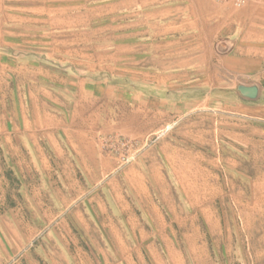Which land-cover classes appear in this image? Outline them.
<instances>
[{
    "label": "rangeland",
    "instance_id": "374dc122",
    "mask_svg": "<svg viewBox=\"0 0 264 264\" xmlns=\"http://www.w3.org/2000/svg\"><path fill=\"white\" fill-rule=\"evenodd\" d=\"M115 1L0 46V264H264V122L181 103L142 137L97 135L95 158L68 149L64 125L136 102L145 22Z\"/></svg>",
    "mask_w": 264,
    "mask_h": 264
},
{
    "label": "crops",
    "instance_id": "0c3cea01",
    "mask_svg": "<svg viewBox=\"0 0 264 264\" xmlns=\"http://www.w3.org/2000/svg\"><path fill=\"white\" fill-rule=\"evenodd\" d=\"M122 1L140 9L145 22L140 70H131L139 73L140 86L128 92L136 102L115 123L64 125L68 149L77 157L87 151L95 158L96 138L102 133L142 137L159 130L181 103L184 115L203 109L238 121L264 122V0H135V7L133 0ZM84 7V0H0V46L9 44L10 35H22L13 31H82L78 20L70 26L68 16ZM150 20L156 34L149 35ZM89 89L92 96L102 86L93 83ZM168 96L189 97L179 99L175 109L167 106Z\"/></svg>",
    "mask_w": 264,
    "mask_h": 264
},
{
    "label": "water",
    "instance_id": "95a60500",
    "mask_svg": "<svg viewBox=\"0 0 264 264\" xmlns=\"http://www.w3.org/2000/svg\"><path fill=\"white\" fill-rule=\"evenodd\" d=\"M253 92H254V89L251 88L248 93H249V95H252Z\"/></svg>",
    "mask_w": 264,
    "mask_h": 264
},
{
    "label": "bare ground",
    "instance_id": "6f19581e",
    "mask_svg": "<svg viewBox=\"0 0 264 264\" xmlns=\"http://www.w3.org/2000/svg\"><path fill=\"white\" fill-rule=\"evenodd\" d=\"M163 244V243H162ZM167 250V249H166Z\"/></svg>",
    "mask_w": 264,
    "mask_h": 264
}]
</instances>
